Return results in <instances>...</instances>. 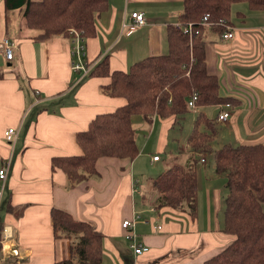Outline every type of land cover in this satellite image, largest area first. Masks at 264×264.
Listing matches in <instances>:
<instances>
[{
	"label": "crops",
	"instance_id": "0c3cea01",
	"mask_svg": "<svg viewBox=\"0 0 264 264\" xmlns=\"http://www.w3.org/2000/svg\"><path fill=\"white\" fill-rule=\"evenodd\" d=\"M183 8V0H109L108 9L96 19V35L86 39L87 61L96 60L102 49L117 48L109 57L110 66L128 70L133 64L131 49L147 47L153 55L166 53L168 25L179 22ZM133 11H143L147 23L127 35ZM23 21L19 10L7 12L5 1L0 0V40L9 37L15 45L10 61L0 50V165L10 159L2 210L22 252L20 261L11 258L10 262L55 264L70 256V239L54 237L53 207L92 223L104 235L101 264H203L231 243L234 237L222 230L226 177L213 168L210 173L205 157L202 166H197V186L201 188L197 204L198 199H205V216L193 218L183 210L148 205L145 194L153 176L143 177L150 168L148 161L152 165L161 161V157L152 160L153 145L165 118L154 115L148 123L135 117L138 124L148 126L150 135L146 138L137 129L139 154L132 161L101 157L96 161L99 175L75 185L63 169H52L57 155L83 154L78 132L86 130L97 114L125 101L102 91L108 79H79L72 68L70 39L60 35L36 41L34 30L25 29ZM231 21L234 38L209 31L205 47L209 73L219 78L221 94L232 96L237 104L200 108L230 112L226 121L217 120L218 113L211 118L218 128L215 139L223 146L264 143V10L237 2L232 6ZM23 84L32 89V106L39 105L34 112L32 108L26 112ZM8 127H20L13 146L4 137ZM151 152L153 156L147 160ZM154 168L152 175L160 170ZM214 209L220 211L222 220L214 216ZM125 219L133 220L138 241L148 246L138 256L122 227Z\"/></svg>",
	"mask_w": 264,
	"mask_h": 264
},
{
	"label": "trees",
	"instance_id": "16d2710c",
	"mask_svg": "<svg viewBox=\"0 0 264 264\" xmlns=\"http://www.w3.org/2000/svg\"><path fill=\"white\" fill-rule=\"evenodd\" d=\"M4 1L7 12H21L24 26L35 30L36 41L57 35L69 38L71 29L82 32L85 39L93 37L97 17L109 7V0ZM237 2L264 10V0H183L179 22L167 28L168 53L147 56L128 70H112L108 55L90 61L97 62L89 77L108 79L102 91L125 103L97 114L76 136L83 154L57 155L52 159V169H63L75 185L99 175L96 161L101 157L134 160L139 154L134 118L138 116L148 123L154 115L182 118L191 109L187 102L195 92L200 107L236 105L235 98L221 94L219 78L209 73L205 46L209 31L222 36L227 30L223 21L232 25V6ZM188 24L193 25V34L184 32L183 26ZM217 134L215 121L200 111L187 139L190 153L183 162L176 156L165 170L151 178L145 199L157 209L183 210L196 218L197 166L200 155L213 153L215 171L227 175L222 230L234 238L203 264H264V143L227 144L214 149ZM51 216L54 237L70 239V256L55 264H101L104 235L92 223L78 220L58 207L52 208ZM5 224L1 217L0 238Z\"/></svg>",
	"mask_w": 264,
	"mask_h": 264
},
{
	"label": "built area",
	"instance_id": "2783aa9c",
	"mask_svg": "<svg viewBox=\"0 0 264 264\" xmlns=\"http://www.w3.org/2000/svg\"><path fill=\"white\" fill-rule=\"evenodd\" d=\"M133 21L129 25H127V28L125 29V34H131L136 28L139 26L144 25L147 23V18L143 11H133L131 14ZM208 16H205V21L207 20ZM223 23L228 27V29L223 33L224 38H234L232 27L227 25L226 21H223ZM212 24V23H211ZM126 25V24H125ZM124 25V26H125ZM193 25L188 24L183 26V30L186 33L193 34L194 28L192 29ZM231 27V28H230ZM198 33V31H196ZM14 48L15 45L13 44L12 40L9 37H4L0 40V50L3 52L5 58L7 60H12L14 57ZM71 54L73 57L72 60V68L78 73H80L79 79H83L84 77L89 76L91 71L94 69V64H96L97 61L91 63L87 61L86 59V39L83 36V33L75 32L74 36L71 38ZM198 92H195L189 99L187 103H189V106L192 109H198L200 106L197 104L198 100ZM219 105H225L227 108L231 107L230 103L226 104H219ZM230 112L225 110H222L217 115V120L219 121H226L229 117ZM20 127H8L5 130L4 137L6 141L13 146L15 143L18 133H19ZM160 156L154 155L153 159L154 161L159 160ZM201 160L205 161L204 156L201 158ZM9 164L10 159H5L2 161L0 165V213L3 209L4 205V195L6 190V181L8 176V170H9ZM1 220V215H0ZM122 227L127 231L126 237L128 240H130V248L133 250V252L138 256L145 251L148 250V246L140 243L137 239V236L134 233V230L132 229L134 227V222L131 219H125L123 221ZM13 229L10 225L5 224L2 230V238H0V264H12L10 262L11 258H14V261H20L22 258V252L20 251L21 248L18 246L17 242L15 241Z\"/></svg>",
	"mask_w": 264,
	"mask_h": 264
},
{
	"label": "rangeland",
	"instance_id": "374dc122",
	"mask_svg": "<svg viewBox=\"0 0 264 264\" xmlns=\"http://www.w3.org/2000/svg\"><path fill=\"white\" fill-rule=\"evenodd\" d=\"M22 24H23V26L25 25L24 21L22 22ZM24 27L26 29V26H24ZM97 28H98V21H97ZM227 29H228V27H227ZM29 30H32V29H29ZM34 32H35V30H34ZM75 32L81 33L78 30L71 29L70 30L71 36L69 38L68 37H64V38L71 40V38L74 36ZM57 36H60V35H57ZM54 37H56V36H54ZM101 42L104 43L103 38H102ZM116 49H113V51H111V47L107 50L102 49V51L99 53V55H97V61L104 58L106 55H108L110 57L111 55L114 54V52H116ZM166 53H168V51ZM166 53H161V54H166ZM148 55H153V51L151 49H148L147 47H144L139 51H137L135 49H131L129 52L130 62L132 64L135 61H138V60H140V59H142ZM98 56H99V58H98ZM124 56H125V54H124ZM79 75H80V73H79ZM23 89L27 95V99H26L27 107L25 108L26 112H28L31 108H32V112H34L35 110H37L39 108V105L36 107H33L31 104V102H32L31 100L33 98H35L32 95V89L28 84H23ZM200 111L205 112V114L209 118H214L218 113V112H216V109L213 107L209 108V109L203 108L202 110H201V108H198V109H192L191 108L188 111V113L185 116H183L182 118L181 117H178V118L174 117V118H165L164 119V120H166V123H165V121H164V123L162 122L161 128L160 127L158 128L157 133L158 132L159 133L157 136V140H156L155 145H153L154 146L153 153L155 155L160 156L161 161L156 163L155 165L150 164L148 161L147 163H148V166L150 167V168H148V173L150 172V170L151 171L155 170L154 166L157 168H160L159 173L162 172L163 170H165L169 166V164H171L173 162V160H174V158H176V156H179V159L181 162H183L185 160L187 155L190 153V147H189V144L187 142V139L192 132L194 120L198 116ZM136 118H134L135 119V127L138 129V132H142V133L145 132L146 133L145 136H146V138H148V136L150 135V132H149L150 130L149 129L146 130L147 125L142 124L144 122L138 124L139 121ZM157 133H156V135H157ZM160 136H162V138ZM214 140H215L213 143L214 148H221L223 146L222 145L223 142L221 143L220 139H214ZM234 146H237V145H234ZM151 156H153L152 152L148 155V158L146 157L147 160L149 158H151ZM200 156H202V157L204 156L205 158H207V163H208L207 169L211 173L212 168L215 169L214 154L213 153H207V154L204 153ZM200 162L198 163V168L202 166L200 164ZM148 173L143 178H148L149 176L155 177L158 174V173H155L154 175H152L150 172V175H149ZM213 174H214V172H213ZM208 176H209V174H208ZM223 177H226L225 180L227 181V175L223 174ZM200 189H198L199 190L198 195L201 192ZM146 196H148V193H146ZM197 209H198V211H197L198 215L201 214V215L205 216V214L207 212L205 199H202V200H201V198L198 199ZM213 212H214V216L218 217L220 220L223 219V216L221 215L220 211L217 213L216 210L214 209ZM5 214L7 215V213L4 212V210H2L0 213V215L3 219L6 216ZM221 216H222V219H221Z\"/></svg>",
	"mask_w": 264,
	"mask_h": 264
}]
</instances>
